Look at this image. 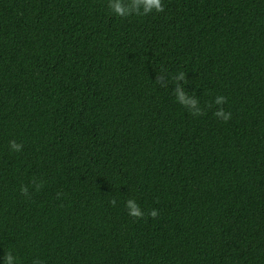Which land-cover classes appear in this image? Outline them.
<instances>
[{
	"label": "trees",
	"instance_id": "obj_1",
	"mask_svg": "<svg viewBox=\"0 0 264 264\" xmlns=\"http://www.w3.org/2000/svg\"><path fill=\"white\" fill-rule=\"evenodd\" d=\"M162 7L0 0V264H264V0Z\"/></svg>",
	"mask_w": 264,
	"mask_h": 264
},
{
	"label": "clouds",
	"instance_id": "obj_2",
	"mask_svg": "<svg viewBox=\"0 0 264 264\" xmlns=\"http://www.w3.org/2000/svg\"><path fill=\"white\" fill-rule=\"evenodd\" d=\"M109 9L121 17H128L130 15L143 16L148 15L152 12H163L164 8L162 7V0H108ZM176 88L175 96L177 101L184 107L189 108L191 106V111L193 115L199 116L202 115V110L200 107H197L198 100L195 98H186V93L183 91V86L180 82L184 81V73H179L175 78ZM225 98L223 96H217L215 103L217 105L223 104ZM215 115L225 121L230 119L231 113H225L223 109L217 111ZM10 145L13 149L19 151L21 145L17 144L15 141H10ZM21 191L24 194H27V188H22ZM113 205L116 204V200H112ZM127 206L132 208L133 211L130 213L132 216L140 217L142 213L135 210L136 206L133 201L129 200ZM150 215L155 217L157 212L153 210ZM2 264H18L17 258L11 253H7L3 259Z\"/></svg>",
	"mask_w": 264,
	"mask_h": 264
}]
</instances>
